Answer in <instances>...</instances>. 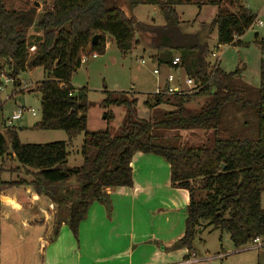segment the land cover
<instances>
[{
  "label": "trees",
  "instance_id": "trees-1",
  "mask_svg": "<svg viewBox=\"0 0 264 264\" xmlns=\"http://www.w3.org/2000/svg\"><path fill=\"white\" fill-rule=\"evenodd\" d=\"M125 1L130 9L156 6L163 24L128 16L116 0H52L40 13L34 5L14 9L0 0V59L9 64L15 80L29 67H41L44 72L32 89L41 94L40 119L33 126L63 130L68 136V142L22 143L16 128L3 126L0 194L22 185L45 194L59 208L58 224L66 222L77 239L79 224L91 202L103 201L109 188L132 187L133 155L150 153L168 162L171 186L188 194L184 232L171 248H186L185 257L189 258L201 224L210 231L227 232L233 246L240 248L264 235V209L260 205L264 190V63L258 87L246 91L236 78L237 70L225 72L219 62L211 64L207 59L208 39L215 31L217 45H242L241 38L257 14L242 0H231L234 10L223 7L221 0H205L216 6V13L193 33L184 30L175 8L192 0ZM30 28L40 34L31 42ZM137 34L155 52L152 60L157 66L170 67L178 56V67L198 89L153 93L142 102L147 111L143 117L138 114L136 98L105 87L98 104L123 107L121 122L113 129L90 131L88 90H75L70 83L80 58L83 54H104L107 35L126 54L138 44ZM94 35L97 38L92 43ZM234 36L240 38L234 40ZM254 43L264 52V37L254 33ZM31 47L34 51L30 54ZM194 96L206 98L192 109L187 103ZM113 117L112 111L105 113L107 120ZM81 133V163L72 165L67 146ZM21 168L26 175H21ZM70 178H75V187L63 185Z\"/></svg>",
  "mask_w": 264,
  "mask_h": 264
},
{
  "label": "rangeland",
  "instance_id": "rangeland-1",
  "mask_svg": "<svg viewBox=\"0 0 264 264\" xmlns=\"http://www.w3.org/2000/svg\"><path fill=\"white\" fill-rule=\"evenodd\" d=\"M221 1L223 7L234 10L231 0ZM4 2L8 8L14 9L34 5L37 12L40 13L43 9L51 6L52 0H4ZM242 2L247 8L257 14V18L263 22V26H253V29H248L242 36V45L219 44L215 48L217 45L215 31L209 35L208 44L210 51L214 50L218 56L220 68L225 72L237 70L236 78L244 83L247 91L258 87L261 62L264 63V52L254 43V33L261 37L264 31V0H242ZM116 4L128 16H134L137 20L151 23V19H155L156 22H159L157 24H163L161 14L156 6L138 5L130 9L125 0H116ZM198 7L194 3L182 4L177 7V12L181 14L179 18L185 21V24L182 25L187 32L197 33L201 23H209L212 20L210 14L216 9L214 5H205L201 8L200 17H197ZM38 35L40 34L34 28H30L28 31L29 42L34 41ZM108 39L104 54L97 55L96 58L89 56L87 61L81 62L70 81L75 90L81 87H86L88 90L87 98L91 105L87 110V129L90 131L104 130L106 128L113 129L121 122L123 107H102L98 104L103 97L105 87L109 91H126L129 96L136 98L139 105L138 114L144 117L147 111L142 107V102L146 97L153 94L160 78V76L152 72L153 67L157 65L152 60L155 52L145 46L146 42L140 34L136 35L138 41L136 46L143 49L135 48L126 54H122L118 50L112 36L108 35ZM33 51L29 49L30 54ZM174 54L178 55L177 52ZM207 59L210 62L214 61V58L209 57V55ZM10 73L9 64L5 60L0 59V81L6 78H11L12 80L6 84L4 90L0 91V129H6L3 127L6 119L19 106H22L26 109H33L36 113L35 116H32L30 113L24 112L21 118L13 121L12 127L18 130L19 139L22 143L68 142V136L63 130H39L33 126L40 119L41 94L39 91H33L32 89L44 77L42 68L29 67L20 73L16 80ZM205 98L204 96H194L187 103V106L195 109L200 106ZM107 111H112L114 115L112 119L107 120L105 118ZM184 134L187 133L182 135L184 136ZM82 140L83 134L81 133L76 135L67 146L68 161L72 165L81 163L82 157L79 149ZM162 159L164 160V158ZM6 163L8 165L9 160L6 159ZM10 163L12 162L10 161ZM20 172L21 175H26L24 169L21 168ZM70 184H75V178L68 179L63 185L67 186ZM42 195L46 196L45 194ZM39 205L40 203L37 202L33 210L36 211L42 206L45 212L39 216L37 220L38 226H35V228L25 227L21 224L22 218H28L23 212L19 217H15L16 223L12 227H7L6 221H2L0 239L4 248V255L5 257L7 255L9 262L15 256L21 258L17 264H31L35 260H39L41 254L38 250L43 242L38 240V236L48 241L50 239L54 241V237L58 238L60 233L61 236L58 238V243L55 241L52 244L56 246H54L55 248H50L48 255L57 256V259H54L55 262L65 261L73 256L70 254V250L75 245V242H78L75 237L73 238L69 234L67 224L63 227L60 226L61 223L58 224L57 214L59 213V208L51 202L48 196H46L45 205L38 207ZM260 205L264 209V190L261 193ZM60 212L64 214L63 208ZM43 223L46 226H42ZM57 224L58 226L52 235L51 229L55 228ZM45 229L47 230L45 231ZM197 230L201 232L196 233L193 242L194 249L190 251L196 253V257H192V253L190 254V257L194 258L190 264H264V247L259 249L235 248L227 232L210 231L204 224H201ZM247 245L246 243L244 246L246 247ZM45 255L47 257L46 248L44 249Z\"/></svg>",
  "mask_w": 264,
  "mask_h": 264
},
{
  "label": "crops",
  "instance_id": "crops-1",
  "mask_svg": "<svg viewBox=\"0 0 264 264\" xmlns=\"http://www.w3.org/2000/svg\"><path fill=\"white\" fill-rule=\"evenodd\" d=\"M204 2H191L199 6L197 17H200L202 7L210 5ZM178 6L175 7L176 11ZM215 13L216 9L211 12V19ZM154 20L151 19V23H159ZM180 21L185 24L183 19ZM106 40L107 48L108 35ZM135 48L142 47L134 46L132 49ZM154 68H158L159 73L155 75L160 78L153 93L158 88L166 89L171 85L166 80L168 75H172L174 83L182 89L189 88L187 76L181 67L170 69L168 66L156 65ZM131 167L132 187L109 188L103 201L94 200L89 205L86 217L79 224L78 243L72 246L70 254L73 256L70 259L55 262L57 256L48 255L50 248L56 246L52 244L55 241L58 243L60 233L58 238L54 237V241L38 236V240L43 242L38 250L41 258L31 264H190L194 258L185 257L186 248H171L184 232L187 191L171 186L169 164L160 156L136 152L131 159ZM0 202L1 237L2 221H6L7 227H12L16 223L15 217H19L22 212L30 221L22 218L21 224L29 228L37 227L39 216L45 212L41 205H45L46 196L37 194L29 185H22L3 191ZM37 202L40 203L38 207H41L34 211ZM60 226H66V222H61ZM51 230L53 235L55 228ZM45 248L47 257L44 256ZM20 259L15 256L9 262L0 239V264H17ZM187 259L191 261L187 263Z\"/></svg>",
  "mask_w": 264,
  "mask_h": 264
},
{
  "label": "built area",
  "instance_id": "built-area-1",
  "mask_svg": "<svg viewBox=\"0 0 264 264\" xmlns=\"http://www.w3.org/2000/svg\"><path fill=\"white\" fill-rule=\"evenodd\" d=\"M253 26H258V27H262L263 26V22L258 19L256 17V19L253 21V23L251 24V26L249 27V29H253ZM261 37H264V31L262 32V35ZM234 40H237L239 39L240 37L239 36H234L233 37ZM219 45H216L215 48H217ZM32 51L34 49V47H31L30 48ZM91 56L93 58L97 57V54L96 53H91V54H83L80 58L81 62H85L88 60V57ZM209 57H212L214 58V61L210 62L211 64L213 62H218V56L216 55V53L214 52V50H211L209 52ZM143 61V60H142ZM179 62H180V59L178 56H175L171 62V66L169 67L170 69H175L178 67L179 65ZM153 74H158L159 73V70L158 68H154L152 70ZM167 82L169 84H171L170 86H168L166 89L162 88V89H156L155 93H161L162 91H165L166 93L168 94H173V93H176V92H180V91H184V90H181L182 88L179 87V85H176L174 83L175 81V78L172 76V75H168V77L166 78ZM11 78H6L2 81H0V91L4 90L5 89V86L6 84H8V82H11ZM174 83V84H173ZM186 83L189 85V89H192V90H196L198 89L197 87V84L195 85L193 80L188 78L186 79ZM191 90V91H192ZM24 112H28L30 113L32 116H35L36 113L33 109H26L22 106H19L18 109L16 111L13 112V114L8 117L4 123V127H12L13 126V121L21 118L22 114ZM264 186V185H263ZM248 245L245 247L242 246L243 249H250V248H255V249H259V248H263L264 247V235H260V236H255L254 238H252L248 243ZM246 245V244H245ZM191 256H195V253H192ZM190 259H192L190 257ZM191 260L187 259V263H189Z\"/></svg>",
  "mask_w": 264,
  "mask_h": 264
},
{
  "label": "water",
  "instance_id": "water-1",
  "mask_svg": "<svg viewBox=\"0 0 264 264\" xmlns=\"http://www.w3.org/2000/svg\"><path fill=\"white\" fill-rule=\"evenodd\" d=\"M96 38H97V36L96 35H94L93 37H92V43H95V41H96Z\"/></svg>",
  "mask_w": 264,
  "mask_h": 264
}]
</instances>
